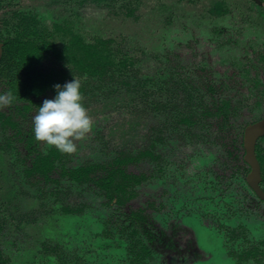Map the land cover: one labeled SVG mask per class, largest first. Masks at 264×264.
<instances>
[{
  "label": "rangeland",
  "instance_id": "obj_1",
  "mask_svg": "<svg viewBox=\"0 0 264 264\" xmlns=\"http://www.w3.org/2000/svg\"><path fill=\"white\" fill-rule=\"evenodd\" d=\"M261 12L263 5L248 0H0V39L30 29L32 19L56 50L71 35L86 42L112 38L132 56L134 75L145 80L134 91L131 75L128 86L66 74L63 84L75 78L88 85L83 104L93 127L75 140V152L62 153L50 183L26 170L35 154L54 147L31 130L37 107L54 95L0 105V117L15 124L4 126L0 119L1 264H135L134 241L149 250L144 264H264V205L245 184L230 126L221 116H212L214 125L209 118L191 126L172 121L191 102L200 108L190 93L210 101L205 85L229 81L223 95L239 103L235 123L264 117ZM69 67L51 53L41 61L44 71ZM7 92L12 90L3 78L0 94ZM154 102L169 106L156 110ZM141 151L155 158L123 167L144 179L127 187L120 202L61 176L62 167L104 164ZM67 208L77 211L68 214Z\"/></svg>",
  "mask_w": 264,
  "mask_h": 264
},
{
  "label": "trees",
  "instance_id": "obj_2",
  "mask_svg": "<svg viewBox=\"0 0 264 264\" xmlns=\"http://www.w3.org/2000/svg\"><path fill=\"white\" fill-rule=\"evenodd\" d=\"M215 11V13L222 14L217 8ZM261 13V16L264 17V12ZM126 14L128 16L132 15V10H129ZM33 29L31 34L27 36L19 32L14 38L9 39L0 63V78L7 79L15 98L26 95L39 97L45 94L47 90H50L54 95L55 91L52 86L56 83L63 85L66 74L75 70L89 79L107 80L128 86L131 83L127 81V77L131 75L132 80H135L134 83L132 82V90L134 91L140 90L145 84L144 79L134 75V60L132 56L122 53L123 51L119 45L113 44V39L95 38L90 42H85L78 36L71 35L63 48L57 51L52 48L50 43L42 39L35 24ZM46 53H51L56 58L67 61L70 67L66 69H49L48 71L42 70L41 61ZM258 61H261V69L264 72V52L259 54ZM249 67L252 68L251 64L247 65L246 69L248 70ZM252 82L253 85H256L258 80L254 79ZM230 85V81L228 84L223 83L216 86L206 84L205 92L212 95L211 101L203 102V94L197 93L196 97H192L190 93V101L200 104V108L192 107L191 102L188 104L191 107L187 108L188 116H181L177 121L182 124L192 125L208 117L221 116V121L233 128V143L241 145L239 136L244 125L238 124L239 126H234L235 121H232V118L237 116L236 112L239 109V103L234 104L231 98L223 95L225 91L229 90ZM184 88L191 91L189 84H185ZM262 88L264 90V84ZM194 90L196 92L197 88H194ZM81 92L83 97L89 95L87 84L81 85ZM136 93L143 95L146 92L142 90ZM153 106L157 110H165L169 106V102H155ZM2 122L11 123L9 118H3ZM235 127L237 129H234ZM60 153L56 148H51L44 155L41 153L37 154L32 160L30 168L26 170L27 174L38 175L44 181L50 182L52 180V172L55 169V162L59 159ZM144 154L146 152H140L135 157L120 154L104 165H85L77 169L62 170V175L81 185L89 182L95 183L103 191L104 195L111 199L113 193L120 195L121 192H124L128 182L137 183V179L134 181L135 176L126 174L121 166L139 160ZM260 161L262 166H264V157H260ZM98 168L101 170L99 176L94 174Z\"/></svg>",
  "mask_w": 264,
  "mask_h": 264
},
{
  "label": "clouds",
  "instance_id": "obj_3",
  "mask_svg": "<svg viewBox=\"0 0 264 264\" xmlns=\"http://www.w3.org/2000/svg\"><path fill=\"white\" fill-rule=\"evenodd\" d=\"M55 94L45 98L32 115L34 137L62 153L76 151L75 140L84 137L93 127V121L83 104L81 82L78 79L53 86ZM14 96L11 92L0 94V105H10Z\"/></svg>",
  "mask_w": 264,
  "mask_h": 264
},
{
  "label": "flooded vegetation",
  "instance_id": "obj_4",
  "mask_svg": "<svg viewBox=\"0 0 264 264\" xmlns=\"http://www.w3.org/2000/svg\"><path fill=\"white\" fill-rule=\"evenodd\" d=\"M248 1H250L251 3H253V5L254 6H256V7H259L260 5H263L264 6V0H259L260 1V3H256L255 1H253V0H248ZM125 10V9H124ZM130 10H132V9H130ZM132 15H133V11H132ZM131 16V15H130ZM25 20V19H24ZM34 20L32 19V21H31V24H30V26H29V28L30 29H28L27 27H23L21 30H19L18 32L16 31V33H15V35L17 34V33H19V32H21V33H24V35L25 36H27L28 34H31V31H33L32 30V28H33V26H34V22H33ZM23 26H25V24L23 25ZM15 35L12 37V38H14L15 37ZM76 36V35H75ZM79 37V36H78ZM80 38V37H79ZM97 38H99V37H97ZM9 39H11V38H9ZM9 39H0V43L2 44V54H1V57H0V63H1V61H2V59H3V56H4V51H5V47H6V45H7V43H8V41H9ZM82 39V38H81ZM102 39H112V38H102ZM114 40V42H113V44L114 45H118V43L117 44H115V39H113ZM86 42V41H85ZM57 51H59V50H57ZM264 52V51H263ZM262 52V53H263ZM261 54V53H260ZM258 56H259V54H258ZM259 60V59H258ZM263 71V70H262ZM71 72H75V73H77V75H79L80 77H85V78H88L87 76H85V75H81V74H79V72L78 71H71ZM71 72H69V73H71ZM264 74V73H263ZM1 79H3V78H0V80ZM191 83V82H190ZM226 83V82H225ZM224 83V84H225ZM83 84H86V83H82L81 85H83ZM209 84V83H208ZM223 84V83H222ZM228 84V83H227ZM88 86V85H87ZM47 91H50V90H47ZM46 91V92H47ZM45 92V93H46ZM52 93V92H51ZM44 95V94H43ZM42 96V95H41ZM29 97H31V96H29ZM33 97H35V96H33ZM40 97V96H39ZM86 97H83V99H85ZM211 100H212V98H211ZM210 100V101H211ZM83 102V101H82ZM155 103V102H154ZM21 110V109H20ZM157 110V109H156ZM239 110V109H238ZM181 116H188V113H187V111H186V113L185 114H182ZM180 116V117H181ZM179 117V118H180ZM3 118H9V120L11 121V123H3L2 122V119ZM209 118V124L210 125H214L215 123H216V121L215 120H213L212 119V117H208ZM232 118V117H231ZM234 118V117H233ZM0 119H1V123L4 125V126H15V124H14V122H13V120H12V118L10 117V116H1L0 117ZM177 119H178V117L177 116H175V118H173V123H175V124H179V125H186V126H191V125H188V124H182V123H180L179 121H177ZM261 120H264V117L263 118H261V119H258V120H256V121H253V122H250V123H247V122H239V123H235L234 122V126H239L238 124H242V125H244L243 126V128H242V130H241V134H240V136H239V140H240V144L241 145H233V148L235 149L234 151H235V155H236V158L238 159V162H239V164H240V168L242 169V172H243V174L245 175L244 176V179H245V184L247 185V187H248V189L250 190V192L253 194V196H254V198L256 199V201H257V203H259V204H263L264 205V200H262V199H260L256 194H255V192L252 190V188L249 186V184L247 183V181H246V178H247V176H248V174L250 173V166L246 163V161H245V159H244V156H245V150H244V146H243V133H244V130H245V128L248 126V125H251V124H254V123H257V122H259V121H261ZM232 121H234V119H232ZM236 121V120H235ZM234 129H237L236 127L234 128ZM231 132H232V134H233V128H231ZM29 139H31V138H29ZM262 142H264V134L262 135V136H260L256 141H255V145H254V154H255V158H256V160H257V162H258V165H259V169H260V181H259V183H258V186H259V189L264 193V166H262V163H261V161H260V157H264V151L262 150V145H261V143ZM51 148H53V149H55V147H51ZM50 148V149H51ZM49 149V150H50ZM48 151V150H47ZM47 151H46V153H47ZM142 153L143 152H146V154H144L139 160H137V161H135V162H132V163H136V162H139V161H141L142 159H145L146 157H150V158H155L153 155H152V153H150L149 151H141ZM46 153H44V154H46ZM140 152H138V154H139ZM37 154H40V153H37ZM37 154H35L34 155V157L37 155ZM41 154H43V153H41ZM43 154V155H44ZM120 154H123V153H120ZM119 154V155H120ZM138 154H136V155H131V156H138ZM61 155H62V152L60 153V157H61ZM34 157H33V159H34ZM60 157H59V159L55 162V169H54V171L57 169V163L60 161ZM32 159V160H33ZM32 160H31V162H32ZM31 162H30V166H31ZM111 162V161H110ZM106 163H108V162H106ZM106 163H104V164H106ZM104 164H86V165H104ZM127 164H129V163H127ZM83 166H85V165H83ZM83 166H80V167H83ZM124 166H126V164L125 165H123V166H121V168L123 169V167ZM80 167H77V168H80ZM30 168V167H29ZM28 168V169H29ZM77 168H74V169H77ZM62 170H72V169H65V168H61ZM62 170H61V176L62 177H65V178H67V180H69V181H71L70 179H69V177H67V176H64V175H62ZM124 170V169H123ZM54 171L52 172V175H51V181L50 182H53V174H54ZM125 172V171H124ZM27 173V172H26ZM100 173H101V170L98 168L95 172H94V174L95 175H97V176H99L100 175ZM126 173V172H125ZM126 174H130L131 176H135L134 177V181L137 179L138 181H137V183H134V182H132V181H130V182H128V185L126 186V188L127 187H131V185H139V184H141L142 183V180L144 179V176L143 175H133V174H131V173H126ZM27 175H29V174H27ZM32 175H34V174H30L29 176H32ZM34 176H36V177H38V178H40L42 181H44L41 177H39L38 175H34ZM44 182H46V181H44ZM50 182H47V183H50ZM72 182V181H71ZM72 183H74V182H72ZM74 184H77V183H74ZM88 184H90V185H93V186H95L96 188H98L99 189V186L98 185H96L95 183H92V182H89ZM77 185H81V184H77ZM83 185H85V184H83ZM125 188V189H126ZM100 191H101V193H102V195H104V193H103V191L101 190V189H99ZM122 194H126V192H125V190H124V192H121L120 193V195H118V194H116V193H113L112 194V198H113V196L115 195L116 196V198H115V202H120V198H121V195ZM130 196H132V193L131 194H129ZM104 197H106V198H108L107 196H105L104 195ZM112 198L111 199H109L108 198V201H110V200H112ZM77 210L76 209H70V208H67L66 210H65V212L66 213H68V214H75V212H76ZM133 235H128V238L129 239H132V240H134L133 238ZM130 247H131V253H132V255L134 256V259H135V264H144V262H145V258L146 257H148V254H149V250H148V248L144 245V244H140L139 242H131V245H130ZM251 251H249V252H247L245 255L247 256V257H249V255H251V253H250ZM2 258H1V253H0V264L2 263Z\"/></svg>",
  "mask_w": 264,
  "mask_h": 264
},
{
  "label": "water",
  "instance_id": "obj_5",
  "mask_svg": "<svg viewBox=\"0 0 264 264\" xmlns=\"http://www.w3.org/2000/svg\"><path fill=\"white\" fill-rule=\"evenodd\" d=\"M256 3H260L259 0H253ZM2 54V44L0 43V57ZM264 134V120L257 123L248 125L243 133V146L245 150L244 159L250 166V173L248 174L246 181L255 194L262 200H264V193L259 189L258 183L260 181V169L258 162L254 154L255 141Z\"/></svg>",
  "mask_w": 264,
  "mask_h": 264
}]
</instances>
